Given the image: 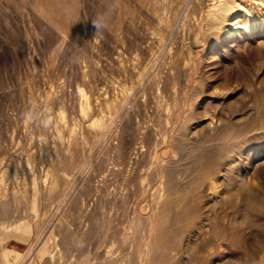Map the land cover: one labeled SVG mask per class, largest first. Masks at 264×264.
Instances as JSON below:
<instances>
[{"label": "rangeland", "instance_id": "obj_1", "mask_svg": "<svg viewBox=\"0 0 264 264\" xmlns=\"http://www.w3.org/2000/svg\"><path fill=\"white\" fill-rule=\"evenodd\" d=\"M210 2L0 0V264H149L160 255L154 223L187 205L198 209L177 220L172 233L170 223L163 226L160 252L168 264H264V207L229 204L224 192L232 179L218 168L200 176L203 146L186 136L200 117L217 119L220 109L236 117L264 98V27L235 38L243 47L227 56L198 46L194 73L183 69L176 48L199 27L209 29L204 42L228 28L208 11ZM136 54L149 61L140 74ZM167 82L179 91L158 95ZM161 107L182 110L177 129L164 124ZM148 128L152 144L142 148ZM224 141L213 148L243 151L231 177L264 192V169L260 186L247 173L257 149L238 137ZM211 181L216 187L208 189ZM170 182L188 185L182 207H166ZM214 217L237 229L240 242L209 226L206 237L198 236Z\"/></svg>", "mask_w": 264, "mask_h": 264}, {"label": "bare ground", "instance_id": "obj_2", "mask_svg": "<svg viewBox=\"0 0 264 264\" xmlns=\"http://www.w3.org/2000/svg\"><path fill=\"white\" fill-rule=\"evenodd\" d=\"M211 1L210 4H208V11H212L211 13L221 22H227V30L224 31V36H219L217 32L212 33V35L215 37L219 36L218 39H212L209 42H204V37L206 35V33L208 34V30L206 29V32L204 33V29L199 27L198 31L196 32V36L192 39H190L188 42H186V44H182L179 49L176 48V50H179L181 53L178 56L180 59H183L181 61L182 67L184 70L189 71L191 69V61L192 58L194 57V55L197 54V47H206L207 49L210 50H216L218 53H222L223 55L227 56V54L229 53L230 49H234L237 51L241 50L243 45L240 43H235L234 40L235 38H243V36H245V33H249L248 36L254 35L256 33V31H259L260 29H262L264 27V22H262V18H264V10L262 8H260V2H264L263 0H256L254 3H250V4H242V0L238 1V0H209ZM247 1V0H246ZM248 3V2H247ZM264 5V4H263ZM47 6V5H46ZM53 10V9H52ZM51 10V11H52ZM54 12V11H53ZM206 13L207 14H211V13ZM232 12V17H228V14ZM209 16V15H207ZM208 19V18H207ZM179 21V20H178ZM193 23V22H192ZM194 24V23H193ZM209 26H211L210 24H208ZM160 26V24H159ZM163 26V25H162ZM136 27V26H135ZM151 27V26H150ZM190 27V26H189ZM193 27V26H192ZM196 27V26H195ZM207 27V25H206ZM213 28V26H211ZM215 27V26H214ZM210 28V27H208ZM211 28V29H212ZM108 29V28H107ZM158 29V27H157ZM156 29V30H157ZM224 29V26H223ZM155 30V32H156ZM208 31V32H207ZM212 31V30H211ZM154 32V34H155ZM164 32V31H163ZM173 32V31H172ZM210 33V34H211ZM142 34V33H141ZM166 34V33H165ZM185 34V33H184ZM164 38V34L161 37V40ZM172 38V37H171ZM185 38V37H184ZM183 38V39H184ZM262 42V41H261ZM160 44V43H159ZM206 45V46H205ZM150 48V47H148ZM232 52V51H231ZM154 53V52H153ZM233 55V54H231ZM134 56V55H133ZM136 56H139L136 54ZM151 57V56H150ZM176 58V60H178L179 63V58ZM136 68H138L137 72L140 74V69H146L148 66V62L147 59L148 57L144 55L143 58L137 57L136 58ZM194 63V62H193ZM192 63V64H193ZM122 65V64H121ZM177 67V66H176ZM169 68V67H168ZM173 68V67H172ZM174 69V68H173ZM171 69V72L172 70ZM176 70V68H175ZM195 70V69H193ZM162 71V70H161ZM177 71V70H176ZM179 71V70H178ZM192 71V69H191ZM123 72V71H122ZM169 72V71H168ZM175 72V71H174ZM181 72V71H180ZM194 73V71H192ZM173 73V72H172ZM191 73V72H190ZM189 73V74H190ZM170 74V73H169ZM174 74V73H173ZM191 75V74H190ZM138 76V75H137ZM189 76V75H188ZM179 77V76H178ZM192 77V76H191ZM183 78V77H182ZM193 78V77H192ZM178 80V79H177ZM180 80V78H179ZM184 80V79H183ZM182 80V81H183ZM189 80V77H188ZM163 83V82H162ZM178 83V82H176ZM187 83V80H186ZM189 84V82H188ZM147 85V83H146ZM145 85V86H146ZM169 83L167 82V84H165L163 87H160L158 89V95H162L163 93L165 94L166 91H168L169 89ZM180 86V85H179ZM82 90V89H80ZM124 90V89H122ZM171 92L177 93L179 90L178 88L174 85H172L171 89H169ZM84 92V91H83ZM126 93V92H125ZM226 95V94H225ZM87 96V95H86ZM106 96V95H105ZM164 96V95H163ZM163 96H161L163 98ZM217 96H223L222 99L224 98L223 101H225L226 96H224L223 93H219ZM114 97V96H113ZM180 97V95H179ZM160 98V97H159ZM184 98V97H183ZM247 98V97H246ZM166 98L164 97V100ZM221 99V98H220ZM163 100V99H162ZM167 100V99H166ZM214 101V100H213ZM162 102V101H161ZM166 102V101H165ZM81 103V102H80ZM163 103V102H162ZM167 103V102H166ZM190 103V102H189ZM117 104V103H116ZM157 104V103H156ZM164 104V103H163ZM161 104V105H163ZM245 104V103H244ZM153 105V104H152ZM158 105V104H157ZM184 105V104H183ZM182 105V106H183ZM191 105V103H190ZM169 106V105H168ZM174 106V105H173ZM179 106V107H182ZM90 107V106H89ZM157 107V106H156ZM185 105L182 107L184 108ZM215 107V106H214ZM81 109V108H80ZM87 109V108H86ZM85 109V110H86ZM162 109V107H161ZM186 108H184L185 110ZM88 110V109H87ZM92 110V108H91ZM183 110V111H184ZM159 109H156V112H158ZM162 113L164 115H166V118L164 119L162 116V118L165 121V125L169 126L171 131L177 129V127L179 126V120L181 118L182 115V110H177V112H170V110H168V108L166 110L163 111V109L161 110ZM160 111V112H161ZM187 111V110H186ZM224 109H220L217 116V119H212L210 122L206 121L207 118L206 117H200L199 118V122H197L196 124L192 125L191 128L189 129V131L187 132L186 136L187 139L189 140L190 143L197 145V146H203V150L201 151V154L199 155V158L197 159L198 161V165H200L201 167V171L199 172L200 176L202 177H209L215 169H217L216 172H220V174L224 177L223 179H232V181L230 182V187L227 188V190L224 192L228 197V199H230L229 204L231 203L232 205L237 204V203H242L244 205V207L246 206V210H252L254 208H258V207H264V192L262 190V192H260V190L258 188H249L247 187L245 184L242 183V180L240 179H233L231 177V173L234 170V165L236 163H238L239 161H241L242 159V155H243V151H241L240 147L238 148H234V146L229 149V147H224L222 148L221 145H219L220 147H216L213 148V144L217 143V142H222L225 140V138L227 140H230L232 138L238 137L240 138L241 142H244L243 145L246 148V146H250L252 145L255 150L257 149V152H255L254 154H252V157L250 159V162L248 163L247 166V173L248 175H250V177L254 180L256 185L260 186V183H258V179L260 178V171L264 169V141L262 142L263 144H261V146H259L258 144H254L253 142H259L261 140L264 139V98L258 99L257 100V105L256 107H254L252 104H246L244 106V113H239L237 114L236 117H234V115L227 117L226 115H224ZM246 112V113H245ZM88 113V112H87ZM92 113V112H91ZM103 113V112H102ZM185 113V112H184ZM162 114V115H163ZM235 114V113H234ZM246 114V115H245ZM84 115V114H83ZM87 115V114H86ZM84 115V116H86ZM160 115V114H159ZM186 115V114H185ZM101 116V115H100ZM208 116V115H207ZM87 117V116H86ZM160 117V118H161ZM165 117V116H164ZM61 118V117H60ZM63 119H65V117L63 116ZM98 119V118H97ZM138 119V118H137ZM96 122V119H94ZM103 120V119H102ZM64 122V121H63ZM67 122V121H66ZM77 122V121H76ZM91 122V121H90ZM93 122V121H92ZM93 122V123H95ZM98 122V121H97ZM260 122V123H259ZM99 123V122H98ZM101 123V122H100ZM103 123V122H102ZM138 123V122H137ZM259 123V124H258ZM67 124V123H66ZM65 124V126H66ZM92 124V123H90ZM104 124V123H103ZM88 125V124H87ZM100 125V124H99ZM97 125V126H99ZM74 126V125H73ZM110 126V125H109ZM154 126V125H153ZM58 127V126H57ZM83 127V126H82ZM101 127V126H100ZM152 127V125H151ZM166 127V126H165ZM96 128V127H95ZM156 128V127H155ZM59 129V128H58ZM99 129V128H98ZM108 129V128H107ZM140 129V128H139ZM148 132L144 135L147 137V140L145 141L144 139H142L139 143H141V147L143 148V143H145V145H149L152 144L150 143L151 140L149 141L148 139L151 137V133H150V128H148ZM219 130V131H218ZM59 131V130H58ZM143 131V130H141ZM156 131V130H155ZM166 131V130H165ZM218 131V132H215ZM61 132V131H60ZM153 132V130H152ZM215 132V133H214ZM160 133V132H159ZM162 133L163 130H162ZM156 134V133H155ZM72 135V134H71ZM83 135V134H82ZM166 135V133L164 134ZM172 135V134H171ZM157 136V135H156ZM167 136V135H166ZM164 136L163 139L161 140V143L167 141V137ZM111 137V136H110ZM162 136L160 135V138ZM57 138V137H56ZM70 138V137H69ZM83 138V137H82ZM159 138V137H157ZM156 138V139H157ZM71 139V138H70ZM95 139V138H94ZM151 139V138H150ZM81 140V139H80ZM153 140V139H152ZM155 140V139H154ZM159 141V140H158ZM248 141V142H246ZM225 142V141H224ZM223 142V143H224ZM240 142V144H241ZM160 143V144H161ZM70 144V143H69ZM154 144V143H153ZM88 145V144H87ZM225 145V144H223ZM69 146V145H68ZM156 146V145H155ZM154 146V148H155ZM139 147V148H141ZM148 147V146H147ZM56 148V147H55ZM157 149V147L155 148ZM67 150V149H66ZM140 150V149H139ZM54 151V150H53ZM142 151V149L140 150V152ZM158 151V150H157ZM57 153V152H56ZM158 153V152H157ZM58 154V153H57ZM159 154V153H158ZM250 154V153H249ZM156 155V154H155ZM178 155V154H176ZM130 156V155H129ZM173 156V155H172ZM147 157V156H146ZM157 157V156H155ZM164 157V156H163ZM51 158V157H50ZM52 159V158H51ZM55 161V160H54ZM165 163V162H163ZM244 163V162H243ZM30 164V163H29ZM42 166V165H41ZM155 166V165H154ZM243 166V165H242ZM29 167V166H28ZM152 167V166H151ZM181 167V166H180ZM199 167V166H198ZM151 169V168H150ZM198 169V168H197ZM194 170V169H193ZM5 171V170H4ZM43 171V170H42ZM48 171V170H47ZM180 171V170H179ZM196 172V170H194V173ZM1 173H3L1 171ZM5 173V172H4ZM36 173V172H35ZM49 173V172H48ZM169 174V173H168ZM199 174L197 173V177L199 176ZM219 174V173H218ZM5 174H3L4 176ZM31 175V174H30ZM47 175V173H46ZM178 175V174H177ZM220 175V176H221ZM48 176V175H47ZM153 176V174L151 175ZM219 176V175H218ZM216 176V177H218ZM52 177V176H51ZM201 177V178H202ZM5 178V177H4ZM147 178V177H146ZM144 178V179H146ZM200 178V179H201ZM2 178H0L1 181ZM205 179V178H204ZM150 180V177H149ZM203 180V179H202ZM208 180V179H207ZM4 181V180H3ZM155 181V180H154ZM190 181V180H189ZM193 181V180H191ZM215 181V180H214ZM2 182V181H1ZM0 182V183H1ZM27 182V181H26ZM143 182V180H142ZM205 182V180H204ZM210 182V181H208ZM219 182V181H218ZM217 182V183H218ZM223 182V181H222ZM4 183V182H3ZM2 183V184H3ZM7 183V182H6ZM149 183V181H148ZM163 184V181L161 182ZM171 183V182H170ZM216 183V181H215ZM216 183V184H217ZM15 184V183H14ZM37 184V183H36ZM124 184V183H123ZM147 184V183H146ZM154 184V183H153ZM153 184H151L153 186ZM160 184V185H162ZM189 184V183H188ZM216 184H214L213 181H211V186L209 187L208 185V189H212L213 186L216 187ZM219 184V183H218ZM145 185V184H144ZM150 185V187H151ZM159 185V186H160ZM168 185V190L166 191L167 193V197H166V207H176L180 205V207H182L181 203H183L187 197V183H175V184H167ZM4 185H2L3 187ZM35 186V185H34ZM158 186V184H157ZM158 186V187H159ZM163 186V185H162ZM218 186V185H217ZM147 187V186H146ZM145 187V188H146ZM149 187V185H148ZM164 187V186H163ZM191 187V186H190ZM189 187V190L191 189ZM258 187V186H256ZM34 188V187H33ZM155 188V187H154ZM160 188V187H159ZM158 188V189H159ZM2 189V188H1ZM7 189V188H6ZM4 189V190H6ZM112 189V188H111ZM14 190V189H13ZM148 190V189H147ZM2 192V190H1ZM0 192V193H1ZM5 192V191H3ZM111 192V191H110ZM163 192V191H162ZM207 192V191H206ZM7 193V191L5 192ZM113 193V191H112ZM38 194V193H37ZM161 194V192H160ZM7 195V194H5ZM225 195V196H226ZM4 196V194H3ZM190 197V196H189ZM72 198V197H71ZM38 199V198H37ZM221 199V198H220ZM94 200V199H93ZM223 200V199H222ZM228 201V200H227ZM69 202V201H68ZM84 202V200H83ZM200 203V202H199ZM210 203V202H209ZM194 204V203H192ZM208 204V202H207ZM207 204L202 207L205 208V212L206 210H208L209 213V206H207ZM150 205V203H149ZM191 205V203L189 204ZM165 206V205H164ZM163 207V206H162ZM198 207V206H197ZM195 207V209L197 208ZM177 209V208H176ZM175 209V212H176ZM193 208V206H185L181 211H178L175 213V215L171 218L169 216V219L165 220L163 218H158L156 220V222L154 223V228H155V234H154V238H155V248H156V253L160 255H158L159 257L154 258V260H151L149 262V264H168L167 259L164 258V256H162L160 250L162 247V242H163V238L165 235V230L163 228L165 223H170V231L169 232H173V225L177 222V220H180L182 218H184L185 216L189 215L190 213L192 214V212L195 210ZM198 209V208H197ZM55 210V209H54ZM180 210V209H179ZM36 211V210H35ZM34 211V212H35ZM169 211V210H167ZM164 212L165 216H168V212ZM171 211V210H170ZM199 211V210H198ZM172 212V211H171ZM196 212V213H195ZM195 214H200L197 213V211H195ZM201 212V209L200 211ZM204 212V213H205ZM255 212V211H254ZM167 213V214H166ZM173 213V212H172ZM193 213V214H194ZM37 214V211H36ZM190 214V215H191ZM38 215V214H37ZM111 215V214H110ZM162 215V214H161ZM171 215V214H170ZM173 215V214H172ZM202 215H204L202 213ZM210 215V214H208ZM195 216V215H194ZM206 216V213L205 215ZM211 216V215H210ZM213 216V215H212ZM211 216V217H212ZM216 216V215H214ZM222 216V215H221ZM38 217V216H37ZM55 217V216H54ZM196 218V217H194ZM208 219L209 217H203ZM202 218V219H203ZM215 219L213 220L212 223L209 224V219L208 221H204V225H201L200 227V231L201 233L198 234V236H204L206 237L209 234V228L213 229V233L214 232H220L222 235L226 236V237H237L236 239H240L239 234L236 230H234L232 227L228 226L222 218L219 217H214ZM225 218V216H224ZM87 219V218H86ZM198 219V218H197ZM196 220V219H195ZM197 221V220H196ZM201 221V220H200ZM202 222V221H201ZM229 223V222H228ZM198 224V223H196ZM202 224V223H201ZM231 224V223H230ZM14 225V224H13ZM12 225V226H13ZM186 225V224H185ZM200 225V224H199ZM17 227V225H16ZM168 227V226H167ZM15 228V227H14ZM195 230V229H194ZM193 230V231H194ZM239 231V230H238ZM114 232V231H113ZM190 232V230H189ZM188 232V233H189ZM175 233V232H174ZM197 233V232H196ZM240 233V232H239ZM215 234V233H214ZM176 236V235H175ZM210 236V235H209ZM222 236V237H224ZM175 238V237H173ZM181 238V237H180ZM209 238V237H208ZM212 238V237H211ZM216 238V237H215ZM214 238V239H215ZM235 239V240H236ZM238 239V241L240 242V240ZM243 239V238H242ZM175 240V239H174ZM179 240V239H177ZM232 240V239H231ZM219 241V240H218ZM131 242V241H130ZM178 242V241H177ZM186 242V241H185ZM230 242V241H229ZM237 242V241H236ZM153 244V243H152ZM180 244V243H179ZM115 247V246H114ZM152 247V246H151ZM165 247V246H164ZM177 247V246H176ZM167 248V247H166ZM154 249V248H153ZM155 250V249H154ZM153 250V251H154ZM165 250V249H162ZM168 250V249H167ZM182 250V249H180ZM166 251V250H165ZM185 251V250H184ZM183 251V252H184ZM188 255V254H187ZM103 256V255H102ZM170 256V255H169ZM179 256V255H178ZM7 257V256H6ZM13 257V256H12ZM96 257V255H95ZM73 258V257H72ZM170 258V257H169ZM148 259V258H147ZM146 259V260H147ZM201 259V257H200ZM172 260V259H171ZM196 260V259H195ZM72 261V260H71ZM10 262V261H9ZM104 262V261H103ZM193 262V259H192ZM197 262V261H196ZM201 262V261H200ZM11 263V262H10ZM117 263V262H116ZM195 263V262H194ZM198 264V263H196Z\"/></svg>", "mask_w": 264, "mask_h": 264}]
</instances>
